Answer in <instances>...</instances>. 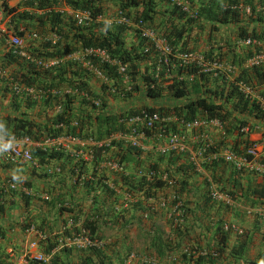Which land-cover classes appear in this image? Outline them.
<instances>
[{
  "label": "trees",
  "instance_id": "1",
  "mask_svg": "<svg viewBox=\"0 0 264 264\" xmlns=\"http://www.w3.org/2000/svg\"><path fill=\"white\" fill-rule=\"evenodd\" d=\"M103 1L105 0L65 1V5L72 11H87L89 13L92 21H86L83 25H76L72 15L55 11L53 9L54 1H30L32 7L42 10L39 15L31 17L33 18V34L39 36L54 34L58 37L54 43L47 40L39 43L40 47L32 50V56L34 59L41 60L60 59V62L57 65L48 67V69H42L30 61L22 63L18 61V56H11L8 53L6 54V56L8 55L6 62L12 61L16 63L17 67L11 78L18 81L23 87H32L34 90H38V97H42L40 102L43 107L55 104H61L62 107L59 113L51 118H44L42 122L30 120L22 115L9 118L6 123L8 125V136H13L14 138L24 136L32 142H41L45 139H57L60 137L100 142L110 137L107 145H99L94 149L91 148L90 162L93 166H96L99 161L114 162L117 168L122 171V167L125 168L130 163L138 167V159L142 154L141 150L135 149V147H122L123 142L114 139L117 135L128 136L131 129L137 131L138 127H140L128 123V117L141 116V112L147 115L156 113L158 117H171V121L164 123V126L161 127L162 131H164L162 133L163 136L167 135L166 132L171 134H181L179 131L185 132L179 126L180 123L219 117L223 119L224 123L223 137H231L229 143H227V149L235 156H243L245 149L252 145L253 141H250L248 136L238 133L237 129L248 124L246 120L248 118L264 122V114L258 110L253 102L248 103L244 100L235 89H229L225 80L212 79L210 75L201 73L198 68L192 65H184L170 56H168L170 60L166 62L162 61V57L154 47L153 42L146 36H142V31H151L155 38L165 41L171 54L176 51L177 53L193 51L196 49V44H193V46L192 43L201 40L199 36L201 32H204V22L210 24L209 30L205 34L206 41L209 39L210 31H217V25L237 24L239 22L237 10L230 8V5H234V2L230 1L225 6L221 5L217 0H208L206 3L198 6L189 15L185 11H181L179 6L171 0H111L116 7L111 17L112 21H94L93 18L102 16L104 13ZM186 1L191 8L192 1ZM5 4L6 0H0V5L4 9H6ZM13 11H15L13 8L7 10L8 13H13ZM119 15L127 23L115 21ZM11 17L14 20L19 17L24 18V15L14 14ZM258 19L260 20L261 17H257V21L254 22L261 29L256 30V28H253L246 30L240 26L236 31L237 38L239 40L251 38L264 41V21H258ZM10 22L15 30L18 21ZM23 22L21 21L20 23L22 24ZM128 34L131 35L129 42L127 40ZM1 41L2 39L0 38ZM85 49L101 50L108 56L109 60L106 62L100 61L97 57H91L92 55L90 57L82 56L81 60L101 75L105 81L101 86L102 91L110 95L111 98H118L119 103L117 105L120 108L119 110L116 107V111L107 112L106 103L102 95L90 92L81 79L87 70L83 68L79 61H69L64 57L78 51L82 54ZM260 50L264 53V45ZM242 51V56H236L235 58L234 52H232L229 62L234 63L236 59L237 61H243L255 49H244ZM203 55L204 60L207 61L216 58L221 59L219 51L213 53L211 49L203 52ZM118 66L123 68L122 72L118 71ZM251 72L254 80L258 85L262 86L259 94L264 97V68L255 67ZM73 75L77 77L75 80L71 78ZM238 78L249 82V77L243 74L242 71L238 74ZM214 84L216 86L213 87L212 85ZM58 90H63L64 93ZM135 92H139L141 94L139 96L146 99L149 104L121 106L123 103L127 105V99ZM94 99L98 101V106H93L91 100ZM230 99H234L236 103L232 107L230 106L232 109L225 110L222 108V103ZM24 100L27 108L34 103L33 101H29V99ZM74 100H78V103L74 104ZM210 100H218L220 103L213 104ZM234 113H237L240 117H236ZM145 134L154 133L147 131ZM6 137L7 135H3L0 138L5 141L7 140ZM200 138L199 136L197 146L204 148L202 155L205 158L209 155H215L213 159L205 161L207 162L206 164L204 162L201 163L203 170L205 172H214L218 168L220 171H226L228 174L226 182L224 181L218 190L230 200L236 202V204L248 206L251 210H258L257 208L263 207L264 175L258 176L252 171L234 169L230 163L216 157V151L223 144L222 140L215 145L207 141H201ZM261 139H264V131L261 133ZM6 146L0 145V150L5 149ZM110 151L112 153L108 154ZM44 154L38 149L32 152L33 158L37 163L41 164L49 160H65L66 164H68L67 172L76 181L79 180V174L85 173L84 167L86 163L82 159H71L67 154H63L60 151H51L46 157ZM161 155L158 157L162 158L161 160L164 161L166 167H170L171 165L176 166L174 170L178 174V178L170 177L171 184L165 185L159 179V174H165L166 178L170 180L167 174L168 171L166 169H158L154 164L147 165V169L153 171L152 178L145 177L144 175L137 176L134 173L129 176L121 173L119 177L120 186L117 185V188L120 191L122 190L121 194L129 195L131 198H133L132 194L140 196L137 203L135 201L133 204H130L131 207L139 208L142 204H145L146 200L155 199L157 193H163L167 189L176 197L185 190V180L197 175L193 161L190 160L187 152L182 153L169 150ZM257 162L260 165H264V156L260 155ZM15 165L0 163V166L3 167ZM92 175L93 173L85 182H82V185L91 191L100 190L104 198H113V207L111 210L105 209L104 201L93 195L90 198V206L86 216L83 219H78V216L81 214L80 204L76 206H69L68 204L66 206L62 204L58 205L56 212H70L72 214L70 219L71 226L65 227L63 225L59 231L53 232L54 234H52L51 230L47 232L48 228L39 229L38 226L34 229L43 236L42 241L47 242L42 252L49 255L50 258L53 257V262H56L58 257H54L52 250L56 248L58 241L63 240L62 238H86L90 242H98L100 239L97 235L99 226L111 223L120 224L119 222L124 219L122 210L118 209V203L115 200L117 190L114 187L116 188V183L111 182V187H109L101 174V177H98L96 180H94V176ZM12 177L9 176L3 181V185L0 186V213L3 212V207L6 204V201H2L3 197H6L8 194H14L13 189L7 185V182H15ZM214 181L220 183L221 179L216 177ZM20 184H23L27 189L30 188L29 182L24 181L23 183L20 182ZM21 199L26 207L28 197H22ZM176 200L172 201V206L176 205ZM183 204L182 215H185V205ZM170 218V226L176 229L177 235H180L181 230L178 229L180 225H178L179 222L177 221V218L180 219V217ZM32 225L33 222L31 221L23 222L22 229H28ZM214 230L213 235L217 243L211 245L207 250L206 257H202L201 255L195 257L193 259L194 264H202L203 261L207 264H214L215 257L223 252L227 232L222 229V225L220 224H217ZM3 236V231L0 228V239ZM154 243L157 244L153 252L159 260L163 255L162 248L160 247L163 241L159 232L155 234ZM87 250L89 255L95 256L97 260L95 263H92L90 259H87L84 264H118L123 256V253L122 255L115 253L113 260H105V256L100 253L101 249L90 247ZM60 251L66 252L71 250L66 247H60ZM203 258L205 259L203 260ZM190 259L187 258L186 263L192 260ZM7 260V255L0 250V264H7ZM33 261L37 262L36 260Z\"/></svg>",
  "mask_w": 264,
  "mask_h": 264
},
{
  "label": "crops",
  "instance_id": "2",
  "mask_svg": "<svg viewBox=\"0 0 264 264\" xmlns=\"http://www.w3.org/2000/svg\"><path fill=\"white\" fill-rule=\"evenodd\" d=\"M191 5L197 8L201 4L206 3L208 0H191ZM234 5L239 8L237 13L239 14V22L237 24L221 25L220 31H210L208 40L206 41L207 30H209V23L204 22V32H201L199 38L200 41H196V49L194 52H206L209 49L213 53L219 51V55L225 64H229L232 52H234V58L236 56H242V50L249 49L251 47L244 46L237 38V28L242 26L246 30L256 28L257 17H261L258 21H264V0H232ZM113 2L107 0L102 20L112 21V14L114 8ZM8 6L15 9L13 14L24 15V18L12 19L11 21H18V25L15 27L16 34L22 38V51L26 55L32 56V50L39 48V43H42L48 35H36L32 37V23L35 15H39L42 11L32 7L30 0H8ZM249 7L251 14L244 12V8ZM54 9V8H53ZM58 11V8L54 9ZM62 11V10H61ZM67 11H65L66 13ZM21 21H24L22 24ZM28 23V24H27ZM0 24L3 25L1 22ZM10 25L12 23L10 22ZM9 25V26H10ZM24 25V26H23ZM13 26V25H12ZM218 27V25L216 26ZM223 28V29H222ZM227 32H226V31ZM20 33V34H19ZM195 33V32H193ZM131 35L128 34V42L131 40ZM194 46V45H193ZM191 47V46H190ZM195 48V47H194ZM7 47L3 41L0 42V137L7 135L8 125L6 124L9 118L24 116L30 120L42 122L44 118H51L53 114H50V110L47 107H43L41 100L36 99L35 102L29 107H26L25 100L20 96L12 95L8 86V80L13 76L16 70V63L6 62L8 59ZM72 61V59H68ZM22 63L27 62L24 59H20ZM247 63V64H245ZM233 71L230 75L238 76L242 71L243 74L249 77L251 86L256 89H262L261 85L252 77V70L255 67H263L264 64L259 66L249 67L248 60L237 61L232 63ZM69 74V73H68ZM75 80L77 77L74 75L71 77ZM86 88L93 94L102 95L106 103V111H116L115 107H118L114 98H111L106 92L101 89L104 84V79L100 76H95L91 73H85L83 78ZM214 83V82H212ZM216 86L215 84L212 85ZM264 89V87H263ZM62 91V90H61ZM78 99V97H76ZM213 104H219L218 100H210ZM74 104L78 103V100H74ZM234 99H230L227 102L222 103V108L232 109L235 104ZM16 106V107H14ZM120 108L118 107V110ZM234 115L240 117L238 114ZM247 120V119H246ZM252 120V119H248ZM251 122V121H250ZM256 123V122H254ZM251 129L247 135L250 141H256L261 133H251ZM6 132V133H5ZM185 144L187 147V153L189 158L193 161L195 171L197 175L189 177L185 180V190L178 196H173L169 189L163 193H157L155 199L146 200L139 208H133L130 204L139 201L137 195L130 197L129 201L124 199V196L120 191V175H133L136 174L137 169L144 173L148 168L147 165L154 164L158 169H166L168 171V177H177L175 173V165L166 167L164 161L158 156L161 155L158 150L165 145L164 140L156 139H144L142 144V154L138 159V167L135 164L130 163L125 168L122 167V171L119 169H111L107 164L99 162L96 166H93L89 161L90 157H85L87 152L91 151L92 146L95 143L87 144V147H79L75 139L59 138L51 140L52 145H56L55 149L67 154L71 159L83 158L87 164L84 167L85 181L93 173L94 180L98 177L105 178L107 185H111V182H115L116 196L118 209L122 210L124 219L119 222L120 224H107L105 226L98 227L99 243L101 245V254L105 256V260H113L114 254L120 255L122 252H135L138 257L131 260H125L123 264H185L187 258H191L186 264H194L193 259L198 255L206 257L207 250L211 245L217 243L213 233L214 227L217 224L222 225V229L226 226L229 230L224 242V249L218 256L215 257L214 264H260V261H264V205L258 210H251L248 206H242L236 204L232 200L228 203L212 202L208 198V191L210 187L218 189L220 185L226 182L228 174L226 171H220L215 169L214 172H205L201 163H207L204 160H211L215 155L208 156L207 158L199 157V147L197 146L199 136L201 141H207L211 144H217L222 140L223 144L229 143L231 137H223V131L209 126L202 125L200 129H191L185 131ZM233 137V136H232ZM253 137V138H252ZM4 142L0 138V145ZM256 143V142H255ZM254 143V144H255ZM31 152L36 149L30 147ZM0 150V154H1ZM217 155L223 152L220 148L217 150ZM110 151L108 154H111ZM162 156V155H161ZM202 160V161H201ZM197 162L199 164H197ZM70 165V164H69ZM59 167L61 170L56 171L52 168ZM68 164L65 160H49L45 165L38 164V167L31 168L30 166L22 163H17L12 167L0 166V186L3 185V181L9 176L15 175L18 180L14 183V194H8L4 196L2 201H6L3 212L0 213V228L3 231L4 236L0 239V250L7 255V264H40L34 262L32 257L37 254L44 255L42 249L47 245L46 241H42V235L35 229L39 226V229L48 228L53 232L59 231L63 225L65 227L71 226L70 212H56V207L60 204L66 206H76L80 204L81 214L78 219H83L90 206V198L95 195L104 201V207L107 210H111L112 199L104 198L102 192L98 189L91 191L89 188L84 187L80 181H75L74 177L67 172ZM158 171V170H157ZM159 172V171H158ZM161 174V173H160ZM166 176V175H165ZM216 177L221 179L220 183L215 182ZM170 178V180H171ZM213 180L211 182L210 181ZM177 180V179H176ZM29 182L27 193L23 190V184L20 182ZM242 182V181H241ZM243 183V182H242ZM178 184V181H177ZM213 184V186H212ZM26 194V195H23ZM22 197H28L27 206L22 203ZM175 197V198H174ZM177 199L176 205L172 206V201ZM180 200V201H178ZM123 201L127 202L126 206H120ZM121 202V203H120ZM180 202V203H179ZM185 205V215L183 220L177 218L180 225L181 234H176V229L170 226V217H178L180 210H183ZM178 207V208H177ZM116 208V207H115ZM144 208V209H143ZM143 209V210H142ZM258 216V218H257ZM182 220V221H181ZM33 222V225L29 229H22L23 222ZM175 221V219H174ZM45 225V226H44ZM236 226L241 230V234L233 232L230 227ZM34 227V228H33ZM159 232L163 243L160 245L163 251V255L158 260L153 252L156 249L155 234ZM51 234V235H52ZM243 234V235H242ZM50 235V236H51ZM47 236V237H50ZM68 242L62 240L52 253L54 257H58L57 261L53 262V257L44 264H84L87 259H90L92 263H95L97 258L90 256L86 246L80 244V241ZM60 247H66L71 251L61 252ZM241 247V248H239ZM60 251V252H59ZM126 252V253H127ZM152 255V256H151ZM205 258H203L204 260ZM52 260V261H51ZM120 263V262H119ZM118 263V264H119ZM202 264H207L205 261Z\"/></svg>",
  "mask_w": 264,
  "mask_h": 264
},
{
  "label": "built area",
  "instance_id": "3",
  "mask_svg": "<svg viewBox=\"0 0 264 264\" xmlns=\"http://www.w3.org/2000/svg\"><path fill=\"white\" fill-rule=\"evenodd\" d=\"M48 1H54L53 8L54 9L58 8V12L67 11L66 12L67 14L72 15L76 25H83L86 21H92L91 20L92 18L89 16V13L87 11H72L70 8H68L65 5L66 0H48ZM171 1L175 2L176 5L179 6L181 11H185L189 15L193 13V10L190 9L189 3L186 0H171ZM217 1H219L221 5L226 6L229 4L228 2L231 0H217ZM5 5H6V9H4L0 5V23L1 22L3 23V25L0 24V38L2 39V41L5 43L7 47V50H6L7 53L11 56L16 55L20 59H24L26 61L28 60L31 63H33L35 66H37L38 68H42V69H48V67L57 65V63L60 62V59H48V60L34 59V58H31L30 55H26L22 51L21 49L22 48V38L21 36L16 34V30H14L12 25H10V21L12 18L11 16L13 13L7 12V10L11 8L10 6H8V0H6ZM230 8H234L237 11H239V8H237L234 5L230 6ZM244 12L248 14L250 12L249 7H245ZM93 19L94 21H101L102 16H97ZM115 21H118L121 23L126 22V20L122 18L121 15H119L117 20ZM31 34H32V37H36L35 34L33 33ZM142 36H146L148 39H150L153 42L154 47L161 53V56H162L161 59H165L166 55L170 54L169 47L164 43L163 40L154 38V34L151 31L149 30L142 31ZM57 39H58L57 36H55L54 34H50V36L48 35V37H46L44 40L54 43ZM241 43L246 47H251L255 49L252 55L246 59V61L248 60L249 67L259 66L261 64H264V53L260 50V47L263 45L261 41H257L251 38H245L244 40L241 41ZM75 54L76 53H72L64 57L65 59L79 60L77 56H74ZM82 56H89V57L91 56L94 58L97 57V59L99 58L100 61H105V62L109 60L105 52L101 50H96V49L95 50L85 49L82 53ZM174 58L177 59L182 64L194 65L196 68H198V70L201 73H206L210 75L211 77L221 78L222 80H225L226 85L229 87V89L231 88L235 89L236 92L240 94L244 100H246L248 103L253 102L257 106L258 110L264 114V97L260 96L259 94V92L262 89H256L255 87L251 86L249 82H245L244 80L239 79L237 75L233 76V73L232 75H230V73L233 71V65L225 64L224 62L218 61L215 59L210 60V61L204 60L203 56L199 53L183 52V53H180L174 56ZM10 62L14 63L12 61ZM83 63H84L83 67L87 70V72H90V73L93 72L95 76L101 77V75L96 70L92 69L89 65H87L86 62L83 61ZM118 71L122 72L123 68L121 66H118ZM8 86L10 88L11 94L18 95L22 99H29L33 101L34 99L38 98V93H39L38 90H34L32 87H23L18 81L12 79L11 77L8 80ZM91 102L94 107L98 106L97 100L94 99V100H91ZM59 111H60V105H57L53 107L52 113L53 114L59 113ZM168 121H171V117H168V116L158 117L156 113L152 115H147L144 112H141V116L128 117L127 122L132 123L134 125H139L142 128V130L136 131L135 129H131L130 135L124 136V137L121 135L120 136L117 135L114 137V139H119L122 141L129 142L131 146H136L142 149L137 139L139 137L144 138L146 136L145 133L149 131L150 133H154L153 135L154 136L156 135V137L158 138L160 137L166 138V145L164 148L161 149V152H164L165 150L167 151L175 150V151H179L182 153L183 152L186 153L187 147L185 144L186 138H185L184 132L182 133L181 131H179L181 134H171V133L166 132L167 133L166 136L162 135L164 131H162L161 127H163L164 123ZM204 124L213 126L218 130H222L223 128V121L219 120L218 118H208L204 121L203 120L202 121L193 120V121L186 122V123H180L179 126L182 129H184V131H189L191 129L199 128ZM180 127L179 129H181ZM255 128L256 127L252 124V121H251V123H248L244 126L239 127L237 129V132L242 135H247L251 129H255ZM51 140H55V139H45L41 142H32L27 137H24V136L19 137V138H14L13 136H9V138H7V140H5L1 144V145H7V146L5 149L1 151L0 163L2 164L3 163H8V164L22 163V164H26L30 166L31 168L38 167V163L33 158L30 147L32 146L35 149L42 151L43 153H45L44 155L46 157V155L50 153L51 151H57V149H55L56 145H52ZM76 142H77V145L80 147H84L86 144H88L87 142L80 141V140H76ZM203 149H204L203 147L199 148V151H198L200 155L199 157L203 156L202 155ZM263 152H264V140H261L258 143H255L247 147L243 154L244 157L235 156L226 150L220 154V157L225 162L230 163L233 166V168L236 170L240 169V170H245V171H252L258 175H264V165H260L257 162V159L259 158L258 156H260L261 153ZM209 156H212V155H209ZM85 157L88 158V155H86ZM45 164L46 163H42L40 164V166L45 165ZM107 165L113 170L118 169L115 163H107ZM52 170L58 171L59 169L56 167V168H52ZM146 175L148 177H152L153 171H148ZM78 179L79 180L77 181H80V182L84 181L83 175H81L80 178ZM159 179L165 185L171 184V180L167 179L165 174H161L159 176ZM7 185L12 189L14 188V182L13 183L8 182ZM23 190L25 193H27L28 191V190L26 191L25 188H23ZM211 197L217 201L226 200V197L224 195H221L217 193L216 191L211 192ZM223 229L227 231L229 230V227L225 226ZM230 229L237 234H241V230L234 225L231 226ZM65 241L68 242L69 245L72 244L71 242L80 241V244L86 247L97 246V242L95 241L90 242L86 238H76V239L67 238L65 239ZM32 259L45 263L48 258L47 256L37 254L36 256L32 257Z\"/></svg>",
  "mask_w": 264,
  "mask_h": 264
},
{
  "label": "clouds",
  "instance_id": "4",
  "mask_svg": "<svg viewBox=\"0 0 264 264\" xmlns=\"http://www.w3.org/2000/svg\"><path fill=\"white\" fill-rule=\"evenodd\" d=\"M232 1V0H231ZM230 2V1H229ZM228 2V3H229ZM107 3V0H105L102 4H103V8H105V4ZM221 4V3H220ZM231 6V5H230ZM233 6V5H232ZM235 6V5H234ZM112 7L114 8V10H113V13L115 12V10H116V7L112 4ZM191 10H196L197 8H194L192 5H191V8H190ZM250 9V8H249ZM248 14H251V9H250V12L248 13ZM102 21V20H101ZM210 27V26H209ZM155 38V37H154ZM157 39V38H156ZM161 40V39H160ZM242 40H244V39H242ZM257 41H259V40H257ZM164 43H165V41H164ZM261 43L264 45V41H261ZM166 44V43H165ZM167 45V44H166ZM262 45V46H263ZM261 46V47H262ZM261 47H260V49H261ZM262 51V50H261ZM183 52H188V53H199V54H201L202 56H203V58H204V55H203V53H201V52H194V51H183ZM183 52H178L177 53V51L176 52H174V53H170L169 55H166V57H165V59H162V61H164V62H166L167 60H170L169 59V57L168 56H170L172 59H175L174 58V56H176V55H178V54H180V53H183ZM76 54L74 55V56H77V58L79 59V60H72V61H79L80 63H81V65L83 66L84 65V63H83V61L81 60L82 58H81V56H82V54H81V52H75ZM159 54L161 55V53H160V51H159ZM252 55V54H251ZM250 55V56H251ZM249 56V57H250ZM162 57V56H161ZM249 57H247V58H249ZM246 58V59H247ZM175 60H177V59H175ZM215 60H218V61H222L223 62V60L222 59H215ZM229 64L230 65H233L232 63H230L229 62ZM184 65H188V64H184ZM190 65H192V64H190ZM192 66H194V65H192ZM234 66V65H233ZM195 67V66H194ZM84 68V67H83ZM157 68V67H156ZM85 69V68H84ZM86 70V69H85ZM87 73H90V72H87ZM92 74H93V72H92ZM238 77V76H237ZM212 79H217V80H220L221 78H215V77H212ZM240 79V78H239ZM241 80H243L242 78H241ZM247 82V81H246ZM167 83V82H166ZM250 83V82H249ZM59 92H61V93H64L63 92V90L61 91V90H58ZM71 93H74V92H71ZM13 95V94H12ZM15 96H18V95H15ZM80 96V95H79ZM19 97V96H18ZM39 99H42V97L40 96V97H38ZM38 98H36V99H38ZM36 99H34L33 100V102H35V100ZM118 99V98H117ZM29 101H31V100H29ZM114 101H116L117 103H119L118 102V100H114ZM57 105H60V111H61V104H55V105H53V106H49V107H47L49 110H50V114H53L52 113V111H53V107L54 106H57ZM59 111V112H60ZM55 114H57V113H55ZM55 114H53L52 116H54ZM237 114V113H236ZM51 116V117H52ZM213 118H216V117H213ZM206 119H208V118H205V119H202L203 121L204 120H206ZM218 119L219 120H222L223 121V119H220L219 117H218ZM248 119H250V118H248ZM247 119V122L248 123H251L250 121H252V124L254 123V122H258V121H256V120H248ZM202 120H199V121H202ZM246 125V124H245ZM135 126H139V125H135ZM213 127V126H212ZM223 127H224V123H223ZM215 128V127H214ZM140 130H142V128L141 127H138V130L137 131H140ZM218 131H220V132H222L223 131V128H222V130H218ZM185 133V132H184ZM262 133V132H261ZM0 135H1V132H0ZM244 136V135H243ZM60 138H64V137H60ZM53 139H55V138H53ZM58 139V138H57ZM66 139H70V138H68V137H66ZM73 139V138H72ZM72 139H70V140H72ZM144 139H156V140H164L165 141V145H166V138L165 137H160V138H158V137H156V135L154 136L153 134H149V135H146L144 138L143 137H139L137 140H138V143L140 144V146L142 147V144H143V140ZM75 140H80V139H75ZM109 140H110V137H108V138H105L104 140H102V141H100V142H92V141H85V142H87L88 144L89 143H95V145L94 146H92L93 148H96L97 146H99V145H107L108 143H109ZM116 140H118V141H122V140H119V139H116ZM261 140H264V139H261V135H260V139L258 140V141H254L253 142V144L256 142V143H258L259 141H261ZM80 141H83V140H80ZM123 142V146L122 147H127V146H129V147H135V149H139V150H142V149H140L139 147H136V146H131L130 144H129V142H126V141H122ZM252 144V145H253ZM165 145L163 146V148L165 147ZM251 146V145H250ZM80 147V146H79ZM85 147H87V144L83 147V148H85ZM161 149L162 148H159V150H158V152L160 153V154H163L165 151H167V150H165L164 152H161ZM225 150L226 151H229L230 152V150H228L227 149V145L225 146ZM246 150V149H245ZM58 151V150H57ZM217 153H218V151H216ZM223 153V152H222ZM89 157H90V154H89V152H87L86 153ZM188 154V153H187ZM264 155V152L263 153H261V156H263ZM88 157V158H89ZM202 157H204V156H202ZM217 158H220V159H222L221 157H220V155H217L216 156ZM260 157V156H259ZM79 159H81L80 157H78ZM77 158V159H78ZM76 159V160H77ZM83 159V158H82ZM259 159V158H258ZM83 161H85L84 159H83ZM89 161H90V159H89ZM205 161H208V160H205ZM99 162H102V161H99ZM46 163V162H45ZM85 163L87 164V162L85 161ZM103 163H105V164H107V163H114V162H110V161H104ZM38 164H41V163H38ZM86 166V165H85ZM58 169H59V171L61 170L59 167H57ZM119 169V168H118ZM74 171H76V170H74ZM148 171H152V170H148V169H146V171L144 172V173H142L140 170H139V168L137 169V172H136V175L137 176H139V175H144L145 177H148L146 174H147V172ZM81 175H83V178L85 179V173H81V174H79V178H80V176ZM159 175H161V174H159ZM258 175V174H257ZM259 176V175H258ZM153 177V176H152ZM151 177V178H152ZM13 180H18V178L15 176V175H13ZM76 181V180H75ZM211 181V180H210ZM77 182V181H76ZM82 182H85V180L84 181H82ZM81 182V183H82ZM212 182V181H211ZM8 183V182H7ZM15 183V182H14ZM109 187H111V185H108ZM212 186H213V184H212ZM23 188H25L26 189V191L28 190L26 187H24V185H23ZM115 189V188H114ZM213 191H216L217 193H219V194H221V195H224L225 197H226V200H221V201H217V200H215V199H213L212 197H211V192H213ZM23 195H26V194H24L23 193ZM123 195V194H122ZM133 195H136V194H132V196ZM26 196H28V195H26ZM124 196V199H126L127 201H129V199H130V196L129 195H123ZM208 198H209V200L210 201H212V202H218V203H223V204H226V203H228V201H230V199L225 195V194H223L222 192H220L218 189H216V188H212V187H210L209 188V191H208ZM149 200V199H148ZM0 202H1V200H0ZM127 205V202L126 201H123L121 204H120V206H126ZM181 214H178V217H180L181 215H182V213H183V210H182V212H180ZM43 238V237H42ZM63 240H65V239H67V238H62ZM59 242H62V240H60V241H58V243ZM100 241H98L97 242V246H88V247H86L87 249L88 248H90V247H93V248H97V249H101V245H100V243H99ZM127 250L126 251H124V252H122L123 253V256H122V259H121V261H120V263L119 264H123V262L126 260H131V259H135V258H137L138 257V255L133 251V252H127ZM122 253L120 254V255H122ZM40 255H42V254H40ZM44 256H47V258H49L50 259V256L49 255H47V254H44ZM32 260H34V259H32ZM47 261H48V259H47ZM38 263H40V264H44V263H42V262H39V261H37ZM260 264H264V261H260Z\"/></svg>",
  "mask_w": 264,
  "mask_h": 264
},
{
  "label": "rangeland",
  "instance_id": "5",
  "mask_svg": "<svg viewBox=\"0 0 264 264\" xmlns=\"http://www.w3.org/2000/svg\"><path fill=\"white\" fill-rule=\"evenodd\" d=\"M219 27L221 26H218L217 28V31H220L219 30ZM223 29V28H222ZM226 31V30H225ZM227 32V31H226ZM163 87V86H162ZM141 94H139V92H135L133 93L128 99V103H126L127 105H125L124 103L121 105V106H128L129 104L130 105H135V106H138L139 104H149V102L144 99L143 97L139 96ZM116 108V107H115ZM118 108V107H117ZM253 125L256 127L255 129H253L251 131V133H261L264 131V122H256V123H253ZM253 138V137H252ZM260 139V136L258 137V139L256 141H258ZM228 145L227 143H225V145H223L222 147H219L221 150L223 149V152L225 151V146ZM264 156V155H263ZM202 157V156H201ZM259 157V156H258ZM204 158V157H202ZM202 161V160H201ZM205 161V160H204ZM197 164H199L197 162ZM184 218V215H181L180 216V219H183Z\"/></svg>",
  "mask_w": 264,
  "mask_h": 264
}]
</instances>
